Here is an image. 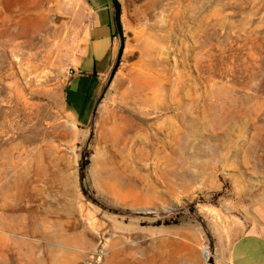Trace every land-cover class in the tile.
I'll return each instance as SVG.
<instances>
[{"label":"rangeland","instance_id":"rangeland-1","mask_svg":"<svg viewBox=\"0 0 264 264\" xmlns=\"http://www.w3.org/2000/svg\"><path fill=\"white\" fill-rule=\"evenodd\" d=\"M120 2L121 62L77 115L91 0H0V264L264 234V0Z\"/></svg>","mask_w":264,"mask_h":264},{"label":"crops","instance_id":"crops-1","mask_svg":"<svg viewBox=\"0 0 264 264\" xmlns=\"http://www.w3.org/2000/svg\"><path fill=\"white\" fill-rule=\"evenodd\" d=\"M91 6L94 15L88 46L78 61V74L69 87L70 90L75 86L81 94L70 99L67 96L77 115L84 111L90 89L100 88V82L117 60L119 51L110 1L91 0ZM82 84H85L83 89ZM205 255L204 237L200 235L148 237L147 245L142 246L141 264H208ZM212 258L215 264H264V234L245 231L236 236L229 233L214 237Z\"/></svg>","mask_w":264,"mask_h":264},{"label":"water","instance_id":"water-1","mask_svg":"<svg viewBox=\"0 0 264 264\" xmlns=\"http://www.w3.org/2000/svg\"><path fill=\"white\" fill-rule=\"evenodd\" d=\"M113 7H114V19H115V24H116V28L118 31V35L120 38V47H119V51H118V55H117V60H116V64L113 67L112 73H111V77L114 76V74L117 71V68L119 67V64L121 62V58L124 52V48H125V35H124V29H123V23H122V4L120 2V0H111ZM208 264H215L213 261L212 257L208 256Z\"/></svg>","mask_w":264,"mask_h":264},{"label":"bare ground","instance_id":"bare-ground-1","mask_svg":"<svg viewBox=\"0 0 264 264\" xmlns=\"http://www.w3.org/2000/svg\"><path fill=\"white\" fill-rule=\"evenodd\" d=\"M109 122H110L109 120H107V119L104 118L103 124H105V123L108 124ZM113 128H114V134H116L117 137L118 136L120 137V132H121V129L122 128L120 126H118V124L116 122L113 123ZM204 252L207 253V249L206 248L204 249Z\"/></svg>","mask_w":264,"mask_h":264},{"label":"trees","instance_id":"trees-1","mask_svg":"<svg viewBox=\"0 0 264 264\" xmlns=\"http://www.w3.org/2000/svg\"><path fill=\"white\" fill-rule=\"evenodd\" d=\"M111 5L113 6L112 1H111ZM112 25H113V28H114L115 36H118V31H117L116 24H115V19H114V13H113V17H112Z\"/></svg>","mask_w":264,"mask_h":264}]
</instances>
